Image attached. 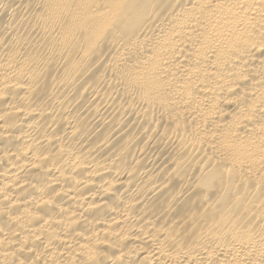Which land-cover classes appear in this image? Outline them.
I'll list each match as a JSON object with an SVG mask.
<instances>
[{
	"label": "bare ground",
	"instance_id": "obj_1",
	"mask_svg": "<svg viewBox=\"0 0 264 264\" xmlns=\"http://www.w3.org/2000/svg\"><path fill=\"white\" fill-rule=\"evenodd\" d=\"M0 264H264V0H0Z\"/></svg>",
	"mask_w": 264,
	"mask_h": 264
}]
</instances>
